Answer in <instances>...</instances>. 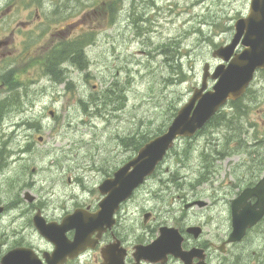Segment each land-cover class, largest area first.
Returning a JSON list of instances; mask_svg holds the SVG:
<instances>
[{"label": "rangeland", "instance_id": "374dc122", "mask_svg": "<svg viewBox=\"0 0 264 264\" xmlns=\"http://www.w3.org/2000/svg\"><path fill=\"white\" fill-rule=\"evenodd\" d=\"M13 1L17 7L0 14V58L8 55L14 61H0L4 83L0 100L8 96L5 84L13 80L24 84L18 90L24 99L23 106L13 108L0 124V207L10 208L0 219V258L18 238L48 252L30 221L36 207L47 222L57 223L76 202L97 207L101 200L97 187L104 176L136 155L142 136H158L169 126L200 86L204 64L212 71L220 63L211 53L229 42L233 23L245 16L250 0H155L153 8L148 1L120 0L119 15L106 27L108 0ZM9 4L0 0V10ZM89 10L94 15L91 21L86 18L82 28L58 35L59 22H80ZM88 33L94 36L92 44L87 43ZM60 43L82 48L86 67L79 70L67 61L65 75L53 84L43 70L48 55L44 53ZM212 84L208 81V86ZM88 101L87 113L82 102ZM240 108L245 110L239 118L241 132L207 128L189 141H176L156 179L179 171L188 179L187 197H199L196 202L207 205L193 209H184L179 201L172 205L177 193L173 189L163 203L173 206L175 215L162 217V203L150 199L145 207L160 213L149 224L155 234L147 232L145 239L158 234L160 226L178 222L202 228L198 244L218 246L226 240L231 231L230 200L264 173L258 165H264V71L255 74ZM231 110L225 106L221 111ZM247 144L257 151L249 152L253 147L246 148ZM221 150L223 155L215 159ZM205 153L214 159L210 172L202 170L207 166ZM80 188L85 193L80 194ZM24 194L36 198L34 204L24 201L32 209L21 218L24 208L20 215L15 208ZM128 212L124 223L140 228L137 209L129 206ZM181 213L182 221L177 219ZM229 246L225 255L210 250L209 264H264V219L240 243ZM94 252L98 250L89 253L88 263Z\"/></svg>", "mask_w": 264, "mask_h": 264}, {"label": "water", "instance_id": "95a60500", "mask_svg": "<svg viewBox=\"0 0 264 264\" xmlns=\"http://www.w3.org/2000/svg\"><path fill=\"white\" fill-rule=\"evenodd\" d=\"M243 51L234 55L238 44ZM224 64L217 66L212 73L207 64L203 67L202 84L193 91L192 96L176 113L166 131L145 143L136 156L119 168L113 178L99 187L105 198L98 204L99 210L94 215L76 210L66 216L60 225L46 224L37 213L33 225L40 235L54 245V252L46 256L47 264H63L67 258H73L87 247H94L92 236H101L114 224L113 215L119 204L128 199L133 190L150 176L177 139H190L217 113L227 102L236 101L245 93L256 70H264V0H251L248 15L234 24L231 42L219 47L212 53ZM215 83L207 89V80ZM53 116V113H50ZM255 198L251 203L250 199ZM31 202L33 198H27ZM199 207L205 205L200 202ZM231 205V232L227 241L219 247L224 253L225 244L240 242L247 230L254 227L264 216V177L253 187L244 189ZM68 230L74 231V241L64 238ZM187 233L198 238L201 230L189 227ZM181 236L175 229L163 228L160 236L147 247H136L133 257L136 263L164 262L168 255L179 258L183 264H192L193 259L202 260V251L191 249L183 251ZM125 253L110 245L102 250V264H124ZM0 264H39L29 249L18 248L2 257ZM197 264H206L199 262Z\"/></svg>", "mask_w": 264, "mask_h": 264}, {"label": "flooded vegetation", "instance_id": "af4514ba", "mask_svg": "<svg viewBox=\"0 0 264 264\" xmlns=\"http://www.w3.org/2000/svg\"><path fill=\"white\" fill-rule=\"evenodd\" d=\"M108 1L109 2L105 6L104 16H103L105 27H106V25L108 26L109 22L113 24L112 21H114L115 16L119 15V9L117 8V2H116L117 0H108ZM134 1H136V0H134ZM145 1L150 2L152 8L154 7V3L156 2L155 0H143V2H145ZM11 7H12V5H10L8 9H10ZM93 16H94L93 11L89 10L88 16H82L80 22H69V23L65 24L61 28V30H59V33L66 35L69 32H72L74 29H80V28H82V25L84 24V22H86V18H88V21H91ZM131 22L134 23L133 21H131ZM24 25L27 26V25H29V23L24 24ZM66 27H68L69 29L66 30L65 29ZM70 36H71V34L67 35V38ZM240 49L241 48H239L238 51H240ZM253 151L255 152L257 150H254V148H253ZM258 165L260 167H264V165L261 162H259ZM86 167L88 168V166H86ZM158 173H159L158 171H155L154 174L150 178H147L144 181V183L133 192L132 196L130 197V199L128 200L127 203L121 204L119 206L118 210L115 213L116 222H115L114 226L110 230L106 231L102 235V237L100 238L99 241H96V245L97 244L98 245L96 246V248L93 251H96V249H99V250H98V252H94L89 263H88V255L91 251H88V249H86L84 252L80 253L75 259L68 260L64 264H99L100 260H101V250L110 246V245L117 246V249L125 251L124 264H136L134 257H133V254L135 253V248L137 246L148 245L150 242H153L158 236V234H156V235H153L152 238L145 239V234L147 232H151V234H155L154 228L150 227L149 224H151V222L154 219H156V215H158L160 213L154 209H147L145 207V204L150 199L155 198V200L157 202H159L157 200V197L160 199L162 197H164V200H165L167 198L166 195H169V193L171 191H173V189H174V190H176L177 193L175 194V197L171 198L172 205L175 202L179 201V202H182L184 209L196 208V206H195L196 203H194V202H196L200 199H199V197L198 198H188L187 197L188 192L185 191L184 188L185 187L188 188V181L185 178H181V176L178 177L179 172H175V171L170 172L171 174L166 179L165 178L160 179V177H158V179H156L157 177L155 175ZM263 176H264V173L262 175L256 177L255 178V179H257L256 181H254L252 179L246 187H254ZM111 177L112 176L109 173H107L101 182L108 180ZM75 182L79 183V181H75ZM201 184H202V182L200 180L196 181L197 186H201ZM146 189H147V192L142 193V191H144ZM83 193H85V188H80V194H83ZM137 194L140 195L139 197L141 199L139 208L136 207L135 196ZM250 202L254 203L255 199L252 198L250 200ZM190 204H192V205L190 206ZM127 205H132L134 208L137 209L139 217L141 218L140 228L124 223L125 222L124 217L126 215V206ZM188 206H190V207H188ZM76 208L84 209L87 212H88V209L91 212H94L96 209L95 207L90 208L88 206V203H82V202H76L75 205L73 206L72 211L75 210ZM159 208L161 210V216L162 217L169 216L170 213L172 215H175V210H174L173 206L161 204V205H159ZM197 208H199V207H197ZM35 209L40 210L37 207ZM8 210H9L8 206H6V205L0 207V211H1L0 219L2 217H4V215L9 213ZM66 214H68V213L63 214V216ZM144 215H147V216H144ZM177 219L181 220V221L183 220L182 213H181V215L177 216ZM261 222L262 221H260V223ZM260 223H258V225H260ZM162 226H164V225H162ZM167 226L176 228L178 230V232L181 236V240H182L181 248L183 251H188L190 249H198V250L202 251L201 253H203L204 258L202 260L193 259L192 264H197V262H200V261L201 262L203 261L206 264H209L210 250H213V251L217 250L218 251V246H215L213 244H209V245L198 244V239L202 235V228L200 226H193V227H200L201 228V234H200L199 238H194L192 234L187 233L188 227L191 226L190 224L183 225L181 223L175 222L174 224L167 225ZM93 237H95V236H93ZM66 238L71 241L73 239V233L72 232L67 233ZM18 239L19 240H17L16 242L10 243L6 247L5 254L12 252L16 248H28V249L33 251V253L35 255L34 257L39 264H45V251L43 250V248L40 249L39 246H33L32 244H30V241H28V239H25V238H18ZM39 240H40V242H44L47 245L48 252H52L53 246L51 244L44 241L42 238H39ZM224 241H222L221 243H223ZM229 248H230L229 245H226L224 247L225 254H227V251L229 250ZM179 261L180 260L175 258L174 256L168 255L166 262L164 264H170L171 262L175 263V262H179ZM137 264H149V263H147L145 261H140ZM156 264H162V263H156Z\"/></svg>", "mask_w": 264, "mask_h": 264}, {"label": "trees", "instance_id": "16d2710c", "mask_svg": "<svg viewBox=\"0 0 264 264\" xmlns=\"http://www.w3.org/2000/svg\"><path fill=\"white\" fill-rule=\"evenodd\" d=\"M87 35H85L86 37ZM92 37L88 38L87 43H90ZM75 41H78L77 39ZM85 41V40H84ZM63 42V41H61ZM73 42V41H68ZM53 47V46H52ZM50 48L47 52V56L45 58V64L43 65V70L47 76L50 77L52 81L58 80L60 81L62 75H64V63L67 61L70 62L72 65H75L79 70H84L86 67V60L83 56V49L76 46V44H65L60 43L59 45ZM82 53V54H81ZM6 63H13L14 61H4ZM54 68V70H53ZM8 88V96L4 97L0 100V113L1 110L7 109L10 106L22 107V100L24 99L23 94L18 90L23 87V83L21 81L13 80L8 84H5ZM240 101L229 103L232 110L227 112V114H217L215 115L208 126L218 127L223 125L226 131H237L240 129V125H238V120L245 114L244 108H240L239 104ZM94 104V102H93ZM212 123V124H211ZM238 127H236V126ZM37 124H28V127H36ZM240 132V130H239ZM143 142L139 145H142L148 139L142 136ZM137 148H135L136 150Z\"/></svg>", "mask_w": 264, "mask_h": 264}, {"label": "bare ground", "instance_id": "6f19581e", "mask_svg": "<svg viewBox=\"0 0 264 264\" xmlns=\"http://www.w3.org/2000/svg\"><path fill=\"white\" fill-rule=\"evenodd\" d=\"M82 54V53H81ZM53 70H54V68H53ZM89 102L90 101H88V105H89ZM20 106H16V107H13V106H10V107H8L7 109H4V110H1V113H0V124H1V120L2 119H4V116H6L9 112H11V110L13 109V108H19ZM106 107V106H105ZM210 122V121H209ZM212 124V123H211ZM244 124V123H243ZM247 124V123H246ZM248 125V124H247ZM236 126V125H235ZM236 127H238V126H236ZM248 127V126H247ZM254 136V135H253ZM234 139V138H233ZM100 183V182H99ZM42 194V193H41ZM43 195V194H42ZM46 200V199H45Z\"/></svg>", "mask_w": 264, "mask_h": 264}]
</instances>
